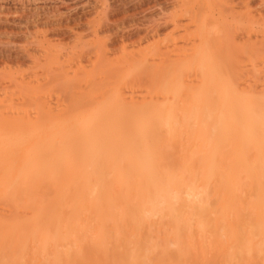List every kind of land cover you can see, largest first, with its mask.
Instances as JSON below:
<instances>
[{
    "label": "bare ground",
    "instance_id": "obj_1",
    "mask_svg": "<svg viewBox=\"0 0 264 264\" xmlns=\"http://www.w3.org/2000/svg\"><path fill=\"white\" fill-rule=\"evenodd\" d=\"M231 136L241 149L229 162ZM250 142L264 147V0H0V170L12 173L0 187L54 186L50 206L22 202L39 213L22 223L42 242L67 243L82 211L92 239L124 233L135 253L154 237L178 245L209 221L208 210L189 216L191 184L263 174L260 156L234 176ZM6 224L15 241L19 225Z\"/></svg>",
    "mask_w": 264,
    "mask_h": 264
},
{
    "label": "rangeland",
    "instance_id": "obj_2",
    "mask_svg": "<svg viewBox=\"0 0 264 264\" xmlns=\"http://www.w3.org/2000/svg\"><path fill=\"white\" fill-rule=\"evenodd\" d=\"M238 139V137H233L230 139L228 145L226 144V141H221L223 143L221 145H225L223 147L224 151L229 152L230 154L229 158L227 156L229 162L231 159V153H239L241 149V145L237 143ZM231 142H233V144ZM262 147L263 144L253 142L248 143L244 147L243 151L246 159L240 165L241 171L239 173H234L235 177L249 175L246 172H248L249 168L254 165L259 168L258 161L260 156L264 157V147L263 152H257H259V149ZM32 172L33 170L28 171L27 174L30 175ZM257 172H259L258 169ZM11 174V171H7L6 169L0 170L1 179L3 178L7 180ZM256 174L251 175L252 177L250 179L245 177L243 179L244 182L239 185H229L227 187H221L219 190L207 187L205 182L196 180L190 186V191L193 192L190 197L193 198L194 203H191V206L189 207V216L197 218L200 217L201 214L203 215L205 210H208L207 215L205 216L209 221L203 225L195 223L191 229H183L182 234H184V236L181 237L182 240L178 245L154 237L153 240L154 242L156 240V246L155 243L152 242L153 240L150 241L154 243V247H151V245H148L147 247L145 245L149 241H144L145 244L141 242L147 248L141 244L140 251L143 250L138 253H135L137 252L135 250V252L132 251L133 244H130L132 243L131 241L130 243H127L129 241L126 242L123 235L124 233L121 236L116 237L113 232L108 231V237L105 238V240L102 239L103 242L102 240L97 239L98 237L96 236L94 237L95 240L92 239V233L94 232L92 230H95L96 227L95 223L92 222L94 219L91 220L92 218H90L91 221H88L90 222L88 223L90 225L86 226L87 222H82L87 219V217H84L85 219H83V216L86 215L82 214V211L78 212L80 213L79 216L83 215L81 216L82 219L78 216L79 218L77 217L76 221L75 219L72 220L74 225L72 224V221L68 224L69 227L72 224L70 227L71 229L68 225L65 227V229H67V227L70 229V231L67 229L70 233L73 230H77V234L76 232H72L74 233V236H71L72 233H69L70 235L67 233L66 237L64 236L65 232L64 234H60V236L65 237V239L67 238V240L69 236L72 237H69V241L70 239H75V241L72 240V242L70 241L71 243L67 241L66 243V241L63 240L64 238L61 239L59 236L60 238L56 237L53 239L50 238V240L47 239V243L42 242L39 235H37V229H42L41 227L38 226V228L35 229L30 225L28 226L26 223H22V221H29L32 224H37L40 215L33 210V205L23 206L22 202L29 197H33L30 199L34 200L35 204H37L38 201H43V205L48 207L50 206V202L47 201L46 198L48 199L50 195H52L50 192L53 191L52 189H55L54 186H52V188H50L51 186H44L42 190H40V193L33 194L36 196H30L28 190L20 187V181L18 183L16 182V187L4 186L6 188L4 191H2L3 187H0V223L3 221L8 225H19L17 228L14 227L15 229L13 228L11 232L15 241H10L7 237L5 239L0 228V264H125L129 261L127 260L128 257L130 259V256H128V253L130 255V252L132 253V256L134 255L135 260H132L136 261L135 264H264V170L260 177H257L258 175ZM43 189L46 193H44L45 191ZM222 201H227L228 206L221 204ZM199 209L200 212L197 213ZM20 210L24 213L26 212V215L19 217L21 218V222L15 223V220H12V217L18 218V212ZM202 211L203 213H201ZM106 218L107 217L102 219L103 221L105 220L104 223L106 222ZM108 218L107 220H109ZM77 219L82 220H79L81 223ZM77 222H79L80 225H77ZM91 223H94V229L92 228ZM109 223L110 224L106 222L108 229L111 228H109V226H111L112 221L110 220ZM45 224L46 223H42V226ZM83 226H86V228H83ZM156 226V228H159L158 225ZM57 229L59 230L60 227ZM81 229L84 232L87 229L86 233L83 234ZM232 229H234V232H232ZM88 231L91 233L89 232V234ZM156 231V229L153 230L154 233H156ZM239 234L246 235L247 238H249L246 239V242L247 240H250L249 243L241 244L242 239L240 238V240L239 238H236ZM76 239H81V241L79 242L78 240V243ZM63 241L64 244L62 243ZM73 241L76 243H73ZM159 241L160 244H158ZM125 242L131 247V250L128 249ZM151 242L149 243L152 244ZM60 244L63 245L60 249L62 248L63 250L66 246L65 249L69 248L66 252H68V254L70 251L72 252L69 254V258H67L68 255L66 256V252H64L65 249L63 251L60 250V252L62 251L64 252L63 254H65L63 257L59 255L58 257L54 256L55 251H57L56 255L59 252V248H56L55 245L57 247L62 246ZM125 246L127 248H125ZM55 248L57 250H55ZM122 248H124L125 251H123ZM53 249L55 250L54 252ZM62 252L59 254H62ZM121 252L123 254H121ZM73 253H75V256L80 255V261L77 260V257L76 259L74 258ZM136 254L137 259L135 257ZM128 263L132 264V261H129Z\"/></svg>",
    "mask_w": 264,
    "mask_h": 264
}]
</instances>
